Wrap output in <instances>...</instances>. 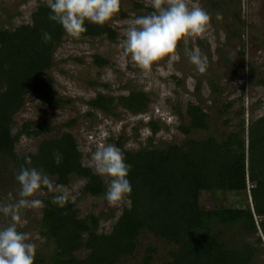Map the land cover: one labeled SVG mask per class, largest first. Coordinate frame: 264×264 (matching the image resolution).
I'll return each mask as SVG.
<instances>
[{
    "label": "trees",
    "instance_id": "16d2710c",
    "mask_svg": "<svg viewBox=\"0 0 264 264\" xmlns=\"http://www.w3.org/2000/svg\"><path fill=\"white\" fill-rule=\"evenodd\" d=\"M50 13L48 5H38L30 23L12 30L0 29V157H8L16 166V182L22 166L34 167L55 177L56 185L65 186L75 174L85 179L84 194L104 196L106 183L83 165L71 132L42 138L36 153L17 155L14 151L21 135L38 137L54 129L44 122L25 121L12 133L13 116L23 106L24 95L30 91L50 107L63 102L47 72L52 67L55 44L65 31L61 24L49 19ZM85 28L80 35H106L111 40L116 35L107 22L99 25L86 20ZM45 32L51 36L47 42ZM93 62L103 66L108 60L95 54ZM253 72L251 66L249 73ZM259 82L264 86V78ZM86 103L106 114H113L117 106L137 113L146 109L149 99L143 91L132 90L117 97L98 93ZM236 113L238 130L221 141L214 137L189 138L182 145L132 151L122 149L119 137L117 147L125 163L131 165L127 179L132 191L126 196L130 206L123 208L108 233L96 231L94 215L80 217L70 199L61 208L52 203L55 195L43 198L40 226L54 246L49 264H117L120 256L133 252L136 239L146 231L175 247L164 264H254L256 256L264 253V116L245 126L242 108ZM185 117L188 124L180 126L184 133L207 127L208 115L197 104L187 105ZM73 123L74 119L65 125ZM149 126L152 133L159 129L155 121H149ZM56 152L62 157L59 164L54 159ZM27 157L31 158L30 166L25 163ZM204 193H232L239 198L235 203L208 209L200 203ZM216 225H238L254 241H244L236 247L226 245L210 228ZM82 248L88 253L80 258L75 252ZM150 259L146 255L144 263ZM34 264L47 262L36 255Z\"/></svg>",
    "mask_w": 264,
    "mask_h": 264
},
{
    "label": "rangeland",
    "instance_id": "374dc122",
    "mask_svg": "<svg viewBox=\"0 0 264 264\" xmlns=\"http://www.w3.org/2000/svg\"><path fill=\"white\" fill-rule=\"evenodd\" d=\"M191 2L199 4L210 14L206 32L202 36L182 39L176 50L179 59L166 56L148 70L139 68L125 56L120 44L129 23L152 12L150 0H121L119 12L107 21L116 34L113 40L106 35L71 37L65 32L62 40L55 44L52 67L47 72L63 102L50 107L28 91L24 95L23 106L13 116L11 128L15 134L23 122L33 121L36 124L47 123L54 129L38 137L21 135L14 145L16 154L36 153L42 138L71 132L82 154L83 165L95 172L92 153L100 144L117 147L119 137L123 141L122 149L132 151L182 145L189 138L214 137L221 141L228 133L238 130L239 116L236 112L241 108L245 126L250 120L264 116V86L259 82L264 78V0ZM38 5H48L47 0H0V29L12 30L30 23ZM190 49H199L206 58L207 67L203 73L197 71L185 55V51ZM95 54L107 59L108 63L96 65L93 62ZM251 66L253 74L249 73ZM132 90L143 91L149 99L144 111L133 113L117 106L113 114H106L86 103L98 93L117 97ZM189 103L199 105L207 113L205 129H193L189 133L180 129L181 125L188 124L185 110ZM72 119L74 123L71 126L65 125ZM149 121L157 122L159 129L155 133H152ZM15 168L8 157H0V206L19 199L20 186L13 179ZM100 177L108 188L110 178ZM49 179L56 185L55 177ZM84 184L85 179L72 174L64 187L71 194L69 199L79 209V216L94 215L96 231L108 233L130 202L125 197L119 204L110 205L105 195L84 194ZM52 195L57 193L41 187L28 199L42 201ZM238 198L232 193H204L200 203L210 209L215 205L235 203ZM42 208L43 202L39 208L22 209L15 223L17 230L27 233L29 242L35 244V256L43 257L49 264L54 246L42 234ZM11 223L10 217L0 213V228ZM210 228L229 246L254 241V237H247L238 225ZM173 249L175 247L160 236L146 231L136 239L133 252L120 256L117 264H145L146 255L151 256L148 264H164L170 259L169 252ZM87 253L88 250L82 248L75 255L81 258ZM254 264H264V253L256 256Z\"/></svg>",
    "mask_w": 264,
    "mask_h": 264
},
{
    "label": "clouds",
    "instance_id": "9594fccd",
    "mask_svg": "<svg viewBox=\"0 0 264 264\" xmlns=\"http://www.w3.org/2000/svg\"><path fill=\"white\" fill-rule=\"evenodd\" d=\"M154 9L149 14L134 18L127 26L120 44L125 56L143 70L166 56L179 59L176 55L178 43L185 37L202 36L210 23V14L191 0H150ZM51 9L49 19L62 25L67 35L78 37L86 31L85 21L103 25L120 10L121 0H47ZM44 41L51 39L49 33L43 34ZM190 63L203 73L207 60L199 49L185 51ZM55 162H61V154H53ZM95 172L109 177L105 199L110 205H117L132 191L127 179L131 165L125 163L120 148L112 144H100L92 153ZM31 165L30 157L25 160ZM19 184V199L14 203L0 206V213L10 217L13 223L0 228V264H34L36 247L29 242L27 233L17 230L15 221L22 209L39 208L42 201L28 199L41 187L57 193L52 203L63 208L69 201L70 193L62 185H54L48 176L34 167L22 166L16 175Z\"/></svg>",
    "mask_w": 264,
    "mask_h": 264
}]
</instances>
